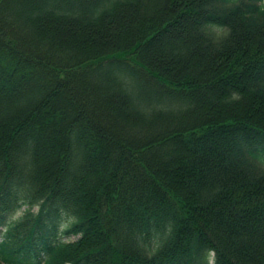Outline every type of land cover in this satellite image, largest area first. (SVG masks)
<instances>
[{
	"label": "trees",
	"instance_id": "obj_1",
	"mask_svg": "<svg viewBox=\"0 0 264 264\" xmlns=\"http://www.w3.org/2000/svg\"><path fill=\"white\" fill-rule=\"evenodd\" d=\"M0 264H264V0H0Z\"/></svg>",
	"mask_w": 264,
	"mask_h": 264
},
{
	"label": "rangeland",
	"instance_id": "obj_2",
	"mask_svg": "<svg viewBox=\"0 0 264 264\" xmlns=\"http://www.w3.org/2000/svg\"><path fill=\"white\" fill-rule=\"evenodd\" d=\"M35 209H36V207H35ZM20 211H21V210L17 211L16 214H14L13 217H16V216L20 215ZM74 238H75V237H73V236L70 237V239H74Z\"/></svg>",
	"mask_w": 264,
	"mask_h": 264
}]
</instances>
